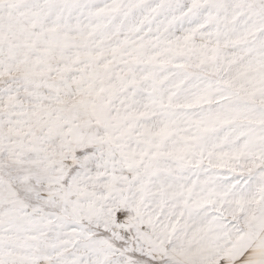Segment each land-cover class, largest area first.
I'll return each instance as SVG.
<instances>
[{"label":"snow or ice","instance_id":"6c2138e0","mask_svg":"<svg viewBox=\"0 0 264 264\" xmlns=\"http://www.w3.org/2000/svg\"><path fill=\"white\" fill-rule=\"evenodd\" d=\"M0 264H264V0H0Z\"/></svg>","mask_w":264,"mask_h":264}]
</instances>
